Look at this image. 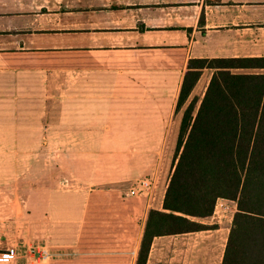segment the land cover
Here are the masks:
<instances>
[{
  "label": "crops",
  "instance_id": "crops-1",
  "mask_svg": "<svg viewBox=\"0 0 264 264\" xmlns=\"http://www.w3.org/2000/svg\"><path fill=\"white\" fill-rule=\"evenodd\" d=\"M263 45L264 0H0V170L16 175L41 137L67 129L76 195L147 178L153 189L133 196L146 198L151 169L136 146L113 138L109 147L108 137L162 135L161 104L180 89L189 59L260 57ZM229 229L156 236L146 264H221ZM15 241L0 238V251L20 253ZM138 247L117 245L107 260L134 264ZM23 256L0 264H27Z\"/></svg>",
  "mask_w": 264,
  "mask_h": 264
},
{
  "label": "rangeland",
  "instance_id": "rangeland-1",
  "mask_svg": "<svg viewBox=\"0 0 264 264\" xmlns=\"http://www.w3.org/2000/svg\"><path fill=\"white\" fill-rule=\"evenodd\" d=\"M210 74L209 70L202 72L181 108H176L179 89L171 94L170 103L161 104L162 135L108 137L109 147L113 138L117 143L128 144L129 150L131 146L137 147L146 171L151 169L144 175L156 183L151 195L146 198L126 195L127 188L136 179L112 190L97 188L94 193L98 194L76 195V135H69L67 129L55 130V134L41 137V146L36 140L34 147L39 149L20 158L27 161L26 165L18 159L21 166L16 175L9 168L0 170L6 177L0 179L7 181L0 182L1 240L11 244L19 239V255H24L27 264H111L107 259L115 254L110 252L115 246L129 244L132 249L139 245L149 210H163L184 109L192 99L197 100L198 107ZM65 90L73 89L66 87ZM62 94L59 97L66 98L69 93ZM68 105L71 104L65 108ZM60 106L50 104L53 109L50 117L56 115ZM236 211L235 201L219 199L213 213L200 221L207 226H222L224 235ZM128 257L133 254L128 253Z\"/></svg>",
  "mask_w": 264,
  "mask_h": 264
},
{
  "label": "trees",
  "instance_id": "trees-1",
  "mask_svg": "<svg viewBox=\"0 0 264 264\" xmlns=\"http://www.w3.org/2000/svg\"><path fill=\"white\" fill-rule=\"evenodd\" d=\"M203 69L212 74L184 109L163 210H149L135 264L156 236L213 228L200 220L219 199L237 207L221 264H264V56L189 59L177 109Z\"/></svg>",
  "mask_w": 264,
  "mask_h": 264
},
{
  "label": "built area",
  "instance_id": "built-area-1",
  "mask_svg": "<svg viewBox=\"0 0 264 264\" xmlns=\"http://www.w3.org/2000/svg\"><path fill=\"white\" fill-rule=\"evenodd\" d=\"M153 189V182L147 178L137 179L126 192L127 196H134L136 193L144 191L150 192ZM141 190V191H140ZM19 251L17 247H10L4 251H0V263H8L18 257Z\"/></svg>",
  "mask_w": 264,
  "mask_h": 264
}]
</instances>
